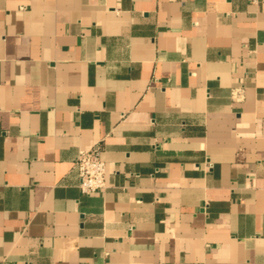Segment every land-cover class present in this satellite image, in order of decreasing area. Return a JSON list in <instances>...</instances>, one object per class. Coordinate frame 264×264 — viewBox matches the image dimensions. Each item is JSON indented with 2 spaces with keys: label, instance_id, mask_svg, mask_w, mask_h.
Segmentation results:
<instances>
[{
  "label": "crops",
  "instance_id": "obj_1",
  "mask_svg": "<svg viewBox=\"0 0 264 264\" xmlns=\"http://www.w3.org/2000/svg\"><path fill=\"white\" fill-rule=\"evenodd\" d=\"M0 264H264V0H0Z\"/></svg>",
  "mask_w": 264,
  "mask_h": 264
},
{
  "label": "built area",
  "instance_id": "obj_2",
  "mask_svg": "<svg viewBox=\"0 0 264 264\" xmlns=\"http://www.w3.org/2000/svg\"><path fill=\"white\" fill-rule=\"evenodd\" d=\"M258 3L259 0H249ZM74 169L79 178V189L87 196L106 188V168L101 158V147L89 151H79L74 161Z\"/></svg>",
  "mask_w": 264,
  "mask_h": 264
}]
</instances>
